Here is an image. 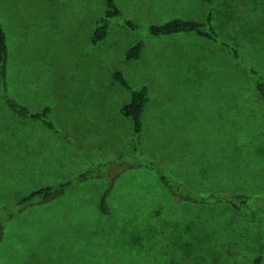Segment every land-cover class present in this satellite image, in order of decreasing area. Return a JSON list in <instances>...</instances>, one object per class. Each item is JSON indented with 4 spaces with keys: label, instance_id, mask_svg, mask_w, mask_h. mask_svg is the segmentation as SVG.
Segmentation results:
<instances>
[{
    "label": "rangeland",
    "instance_id": "rangeland-1",
    "mask_svg": "<svg viewBox=\"0 0 264 264\" xmlns=\"http://www.w3.org/2000/svg\"><path fill=\"white\" fill-rule=\"evenodd\" d=\"M117 2L142 29L118 21L97 46L91 34L105 0L19 3L25 45L13 93L37 111L50 105L59 132L17 117L0 96V206L15 209L31 191L96 167L99 153L137 147L143 161L157 162L182 187L251 195L242 211L256 227L254 243L238 245L231 219L241 214L233 208L178 201L156 171L140 166L118 177L109 214L100 209L104 177L15 213L7 220L0 264H251L264 252V102L245 66L264 77V0ZM210 11L241 61L195 34L147 35L151 23L203 21ZM17 31L15 46L21 42ZM35 38V49H27ZM139 38L146 41L142 57L127 59L126 49ZM49 53L50 65L41 64ZM117 69L133 87L149 89L139 141L120 111L130 94L114 80Z\"/></svg>",
    "mask_w": 264,
    "mask_h": 264
},
{
    "label": "trees",
    "instance_id": "trees-1",
    "mask_svg": "<svg viewBox=\"0 0 264 264\" xmlns=\"http://www.w3.org/2000/svg\"><path fill=\"white\" fill-rule=\"evenodd\" d=\"M54 0H43L44 5H50ZM210 5H215L217 0H205ZM8 2V3H6ZM21 0H0V96L4 100L8 111H11L21 119H28L40 123V125L48 130L59 132L54 120H52V107L44 106L41 110H34L29 103L21 101L15 97L14 87L19 85L20 77L18 73L17 58L19 57L20 47L24 46L23 30H18L24 25L26 19L23 17L22 7L19 4ZM41 4V3H40ZM38 4V6H40ZM257 16H262L260 13ZM46 15L39 18L36 25L43 23ZM121 21L123 26L131 30H140L142 26L131 19L124 16L123 10L117 0H105V10L99 16L93 26L91 34V42L97 46L104 42L111 34L114 27ZM18 30V31H17ZM18 32V46L13 43L12 32ZM179 34H195L203 39L210 40L229 48L234 56L240 60L238 50L228 40L221 37L214 22L213 12L210 11L203 21L189 20L184 18H173L163 23H151L147 28V35L152 37H168ZM145 38H139L134 41L125 51L124 55L127 59L137 60L142 57L145 47ZM28 46V45H27ZM34 50L36 47V38L31 43ZM18 51V54L14 55ZM28 53V52H27ZM25 53V55L27 54ZM33 56L36 57L35 54ZM53 56L49 53L47 57L42 59L41 64H49ZM241 61V60H240ZM254 79L255 87L264 102V77L254 67L245 66ZM113 78L129 91V100L121 107V113L131 120L134 137L139 141L144 132L143 114L145 105L149 99L148 86L142 85L138 88L129 84L123 72L119 69L113 72ZM67 137V136H66ZM135 144H137L135 142ZM137 147L133 152H117V153H99L103 159L96 167L80 172L74 177L64 179L53 185H47L37 188L30 193L24 195L16 203L17 208L0 206V247L6 240V224L7 220L15 216V213L22 212L33 206H45L54 200L61 198L68 191L74 189L80 184L91 178L104 177L108 185L101 197L100 209L104 214L110 213L108 197L112 193L118 177L126 169H135L140 166L150 167L156 171L158 177L166 188L171 192L174 198L181 202L194 203L199 205L205 204H226L236 211V215L232 217L231 229L233 235L238 241L241 248L251 247L254 243L256 235V227L246 219L243 209L250 203L253 197L249 194L239 193L235 195H204L195 191L182 187L172 182L170 177L163 170L161 165L153 160L143 161L137 154ZM132 154V155H130ZM128 156L134 159L128 160ZM243 210V211H242ZM242 211V212H241ZM243 215L245 218H243ZM251 264H264V252L257 254Z\"/></svg>",
    "mask_w": 264,
    "mask_h": 264
}]
</instances>
